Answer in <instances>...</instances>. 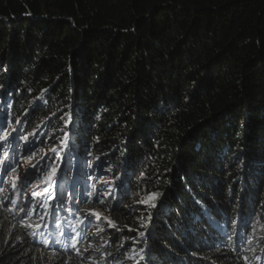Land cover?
Listing matches in <instances>:
<instances>
[{
	"label": "trees",
	"instance_id": "obj_1",
	"mask_svg": "<svg viewBox=\"0 0 264 264\" xmlns=\"http://www.w3.org/2000/svg\"><path fill=\"white\" fill-rule=\"evenodd\" d=\"M8 121L62 160L26 216L3 156L0 264H264V0H0Z\"/></svg>",
	"mask_w": 264,
	"mask_h": 264
},
{
	"label": "snow or ice",
	"instance_id": "obj_2",
	"mask_svg": "<svg viewBox=\"0 0 264 264\" xmlns=\"http://www.w3.org/2000/svg\"><path fill=\"white\" fill-rule=\"evenodd\" d=\"M11 123V121H8L6 124H0V154H2L5 159L8 158L9 156V151L5 149H10L12 150L13 153H17L19 151V145H16L14 148L13 145L16 143L17 140L22 139L25 142V152H31L32 155H35V151L33 149V144L35 143L34 139H30L29 135H24L22 137L20 136H13L12 133L17 132V129L15 127L11 128V131L7 130V125ZM16 124H19L20 121L16 120ZM36 133H32V137H36ZM67 135V134H66ZM62 148L67 147V142L62 141L61 146ZM51 155H49L48 152H46L39 161H37L35 164L31 163L32 156H28L27 158V167L25 168V172L23 177H20L18 175L16 176H11V173H16V167L12 166V164L8 165V168L11 169L10 175V182H11V187L15 190L18 187V181H23L24 183H27L30 178H34L35 176H38L42 173H44L45 169L48 170L46 178L43 179V183L45 187L43 188V191H31L30 195L34 198H36L37 203L35 206L31 209V211L28 208H20V211H23L26 216H30L35 214L36 209L38 208H47L50 207L48 204L49 200H55L57 198L56 196V189L55 186L57 184V173L59 170V162L62 160L60 157V148L53 147L50 149ZM23 159V157H21ZM4 161L0 160V165H3ZM43 165V166H42ZM8 168H5L4 171H8ZM48 185H52V187H49ZM35 187H39V185H35ZM107 195H111V193H108ZM158 196L156 193H152L149 196L148 200L140 201L141 203H149L150 200L155 199ZM5 199H8V197H5ZM2 203V202H0ZM19 201L18 199H12L11 204L12 205H18ZM151 207L155 208L157 207L156 204L152 203L150 205ZM48 213L45 212L44 215L40 216V219L43 220L45 215ZM88 216H94L95 218H101L99 213H95L93 211H90L88 213ZM107 219V218H104ZM151 219V217H149ZM108 226L115 228L116 225L114 222L110 219L107 220ZM27 227H40L41 225L36 224V225H26ZM131 230V229H130ZM141 236H144V232H140ZM143 259V257H140Z\"/></svg>",
	"mask_w": 264,
	"mask_h": 264
},
{
	"label": "rangeland",
	"instance_id": "obj_3",
	"mask_svg": "<svg viewBox=\"0 0 264 264\" xmlns=\"http://www.w3.org/2000/svg\"><path fill=\"white\" fill-rule=\"evenodd\" d=\"M7 151H9V149H7ZM34 151H35V155H32V153H28V156H32V159H31V163H33V164H35L37 161H39L40 159H41V157L46 153V152H48L47 151V149H45V148H38L37 147V145H35V147H34ZM22 152H23V148H21V151H20V154H22ZM0 160H3V155L2 154H0ZM26 161L27 160H24L23 162H21L20 163V160L19 159H17L16 160V163H15V165L14 166H19V169H18V176H20V177H23V175H24V172H25V168L27 167V163H26ZM86 161V163H87V160H85ZM85 163V164H86ZM43 166V165H42ZM88 167H89V170L90 169H92V164L91 163H89L88 164ZM110 169H108V171H109ZM107 172V171H106ZM108 177H109V179L111 178L112 179V174L110 173L109 175H108ZM44 178H46V175H43V176H40V175H38V176H35L34 178H30L29 179V181L27 182V185H26V187H25V189H24V191H26L24 194H22V200L25 202L27 199L29 200V202H27V206H30V204H33V202L34 201H30V197H32L31 195H30V192L32 191V190H34V188L36 189V190H38V191H42L43 190V188H44V183L42 182L43 181V179ZM103 177L102 176H95V178H94V182H93V184L94 185H92L91 187H90V191H89V194H88V196H89V198L90 197H93V195L95 196L96 195V185L97 184H101L102 182L103 183H105L106 181H109V180H107L108 178H104V179H102ZM7 185L9 186V188L6 190V195H5V197H10V198H14L13 197V195H11L10 196V192H12V190L14 191V189L11 187V183L10 184H8L7 183ZM35 185H39V187H35ZM20 186V181H18V187ZM109 190H111V188H109ZM108 193H110V191L108 192H104L103 191V194H101L100 195V197L102 198V199H107L108 198ZM40 208H38L37 209V211L39 210ZM99 213H101V211L99 212ZM44 215V214H43ZM99 223H100V221H99ZM103 224H105V223H103Z\"/></svg>",
	"mask_w": 264,
	"mask_h": 264
}]
</instances>
